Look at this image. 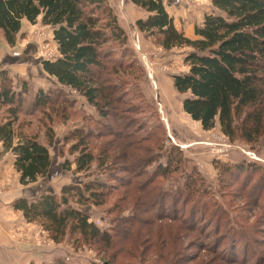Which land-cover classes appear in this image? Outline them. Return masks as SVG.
Segmentation results:
<instances>
[{
  "label": "trees",
  "instance_id": "16d2710c",
  "mask_svg": "<svg viewBox=\"0 0 264 264\" xmlns=\"http://www.w3.org/2000/svg\"><path fill=\"white\" fill-rule=\"evenodd\" d=\"M130 1L149 13L146 18L136 21L141 32L155 37L165 50L189 48L184 57L189 71L173 75L175 89L185 95L183 110L193 120L200 122L204 130L219 126L232 141L240 138L253 147L255 144L264 147V0H211L213 9L205 14L202 24L195 27L196 38L188 37L176 26L164 0ZM24 21L31 24L41 22L53 29L58 55L54 59H43V69L58 81L60 87L75 91L96 109L99 118L87 116L89 119L100 123V119L110 115L115 107L119 111L126 97L119 94L125 80L120 82L118 77L132 72V66L125 67V57L119 60V51L124 54L130 49L129 38L109 0H0V31L10 45L16 44ZM18 88L10 71L0 69V108H5L6 113L0 121V155L7 152L14 154V167L20 175L19 181L22 185H29L50 174L54 160L49 146L56 145L57 137L51 127L46 131V143L38 136L28 134L20 124L21 115L28 111L31 104L44 108L60 104L64 107L63 114L67 111L66 105L74 107L75 104L63 95L62 87L53 89L57 90L58 99L40 90L36 92L32 103L27 101L28 87L25 82ZM137 108L134 105L133 111H137ZM134 119L119 120L118 124L127 127ZM139 126L142 127V124ZM134 132L125 134L118 131V135H115L110 130L74 129L65 136V140L71 142L70 151L75 154L74 160L66 159L64 166L74 174L95 177L84 183H68L62 187L60 194L49 190L33 197L21 196L15 199L14 209L22 212L27 222L40 223L56 243L76 234L79 235L77 239L83 243L112 248L113 242L117 240L115 225L101 229L90 220V212L86 208L92 205L103 206L106 197L115 188L105 179L113 173V164L116 166V163H122L129 155L132 156L131 159L135 161H130L131 164L123 171L132 172V176L138 177L144 171L143 166L166 155L167 164H160L154 170V173L159 172L162 177H166L177 170L175 165L179 166L183 156L177 146L166 149L164 145L156 147L148 155L130 154L128 151H132L131 145H137L144 152L149 151L151 148L145 143L155 131L126 143L124 136L128 138ZM104 136L113 138L103 141ZM91 140L96 142L92 143ZM97 141L99 147L96 146ZM138 166H141L140 169H135ZM223 168L224 173L228 174L246 172L242 180L245 188L252 177L258 174L259 183H253L252 187L263 190L264 183L261 182L264 167L255 163H239L225 165ZM153 179L150 177L144 184H139L135 192L142 193ZM132 180L128 183L129 193L119 198L113 210L123 208L125 204L122 202L129 200L126 195L132 193ZM203 181L199 171L193 168L183 185L175 189L155 187L147 199L144 194L135 198L132 213L135 218L138 219L139 211L149 212L152 207L158 210L155 219L161 224L156 235L163 240L164 245L160 240L157 241L158 247L154 250L156 259H162L166 253L179 254L183 251L173 245L170 247L176 241L172 235L183 233V229L189 231V236L193 237L192 242L202 239L204 235L209 236L205 231L207 223L203 220L212 202L208 199L202 201L201 197L206 193ZM195 193L201 197L192 205L193 214L186 215V204L192 202ZM180 203L185 204V208L180 207ZM230 210L225 209L224 205V208L214 210L211 213L213 218L207 221H213L219 211L220 217L226 220L223 223L219 221L218 229L225 227L221 232L225 236L235 234V226H238L236 222H230ZM195 212L201 213L202 222L194 218ZM127 219L113 218L112 221L125 224ZM176 222L180 223L173 234V226L170 228V225ZM148 223L149 226L155 224L152 219H148ZM151 229L147 228L144 240H149ZM219 244L220 240L216 238L210 247L215 259L246 264L241 258L232 255L231 251L220 249ZM202 245L205 244H199ZM145 246L146 252L149 246ZM163 248L167 249L166 253H163ZM113 255V252L104 250L102 260L115 264ZM168 260V264L180 263ZM258 262L264 264L263 250Z\"/></svg>",
  "mask_w": 264,
  "mask_h": 264
},
{
  "label": "rangeland",
  "instance_id": "374dc122",
  "mask_svg": "<svg viewBox=\"0 0 264 264\" xmlns=\"http://www.w3.org/2000/svg\"><path fill=\"white\" fill-rule=\"evenodd\" d=\"M175 1L178 4H175ZM109 2L118 14L119 21L129 38V51L124 54L119 51L118 54L119 60L125 57L123 63L125 67L132 66V72L118 77L120 82L125 80L124 85L119 89L121 90L119 94L126 97L125 102L120 104L119 111L115 107L110 115L100 119V123L87 117L98 119L99 115L96 109L86 101L81 102L85 100L84 97L71 93L69 88L63 86H61L63 95L67 99L73 100L75 104L74 107L71 104L66 105L65 114H63L64 107L60 104L46 108L31 104L28 111L21 115L20 124L25 132L38 136L45 143L47 128H53L54 135L57 137L56 145L49 146L54 160L53 166L47 177L24 186L17 184L14 170V172H4L0 166V197L9 193L13 195V188L15 189L17 185L20 187L19 193L21 194L23 190L40 185L46 180H50L49 186L54 190H59L57 194H60L62 187L68 183L74 181L84 183L95 177L94 175L85 177L82 173L74 174L72 170H67L64 166L65 160H74L75 155L71 153V142H67L65 136L76 128H83L85 131L91 128L101 132L110 130L115 135H118V131H123L125 134L135 131L128 138L124 136L126 143L129 140L150 135L155 131L145 143L149 149L151 148L149 151L144 152L137 145H131L132 151L128 152L146 155L150 151L149 154L154 152V149L160 145H164L166 149L177 146L182 152V160L179 166L175 165L177 170L166 177H162L159 172L154 173L157 166L167 164L166 155H161L157 161L143 166L144 171L138 177L132 176V172L123 171L128 164H131L130 161H135L131 159L132 156L129 155L127 159L121 161L122 163H116V166L113 164V173L104 177L111 183V187L115 188L106 197L103 206L92 205L86 208L90 212V220L101 229L105 230L115 225L117 240L113 242V246L111 245L112 248L102 244L83 243L77 239L79 235L76 234L68 236L61 243H56L40 223H29L26 219L22 220L21 218L18 219V222L21 225L24 223L23 226L16 223L14 229L7 235L9 244L36 251L43 259L37 263L31 262L35 264H102L104 250L113 252V263L115 264H168V259L177 260L180 262L179 264H237L235 261L215 259L210 247L217 238L220 240V249L231 251L232 255L241 258L246 264H262L258 261L262 250L264 251V184H262L263 190L252 187L253 183H259L257 174L252 177L245 188L242 180L245 179L246 172L241 174V172L235 171L228 174L224 173L223 167L239 163H255L257 166L264 167V147L259 144H255L253 147L240 138L232 141L220 130L219 126L211 130H204L200 122L193 120L183 110L182 102L185 95L180 94L173 83V75L189 71V66L184 61L189 48L163 49L155 37L145 35L136 24L129 26L131 18L126 15L130 13L127 0H109ZM164 2L168 7L169 2L173 3L171 12L182 15V18L189 23L204 19L205 14L213 9L211 0H164ZM184 25L186 26V23ZM52 33L53 29L50 26H44L41 22L31 24L25 21L17 36L16 44L10 45L0 31V69L5 68L10 71L17 88L22 87L25 82L28 87L26 98L30 103L33 102L37 91L42 90L48 95H52L54 99H58V92L53 89H62L58 81L47 74L42 66L43 59H54L58 55ZM134 105L138 106L137 111H133ZM117 113L122 116H118ZM5 114V108H0V121ZM129 118L135 119L127 127L118 124L119 120ZM140 123L142 127L139 126ZM109 138H113V136L102 137L103 141L109 140ZM91 141L92 143L96 142L95 140ZM97 144L96 146L99 147V142ZM139 167L141 166L135 167V169L139 170ZM193 168H196L202 175L203 188L206 193L202 194L203 197L199 193L194 194L192 202L186 204V215L192 213V205L197 201V198L201 197L202 201L211 200V209L204 220L200 219L201 213L195 212L194 214L196 215L195 219L207 223L205 231L209 236L205 237L204 235L202 239L192 242L193 237L189 236V231L183 229V233L172 235L176 241L170 245V247L173 245L176 248H181L183 251L179 254H167V249L163 248L162 251L166 255L162 259H156L154 250L158 247L157 243L160 242L164 245L163 240L157 238L156 235V231L160 227L159 224H161L155 219L158 210L152 207L149 212L141 213L139 211L137 219L132 215L134 212L133 202L140 194L146 195L147 199L155 187L157 189H175L179 185H183ZM150 177L155 180L153 179L154 181L148 184L147 189L142 193L135 192L134 189L140 187ZM131 179H133L130 187L132 193L126 195L129 200L122 202L125 204L123 208L113 210L112 207L119 198L126 192L129 193L127 190ZM263 180L264 177L261 183H264ZM43 193H46V190H42L40 194ZM7 197L10 199L11 196ZM178 205L185 208L183 203ZM224 205L225 209L232 210L229 213L230 222H236L238 225L235 226V234L231 233L229 236L221 234L225 227L218 229L219 221L221 220L223 223L226 220L220 217L219 211L215 214L213 221L207 222L212 217L211 213L221 207L224 208ZM74 206L76 205L74 204ZM113 218H128L130 220H125V224H119L114 223ZM148 219L154 220L155 224L149 226ZM178 223L180 222L170 225V228L173 226V234L179 227ZM0 226L4 227L1 222ZM224 226H226L225 223ZM151 227L149 240H144L147 228ZM199 244L205 245L199 246ZM145 245L150 248L146 252ZM48 254H52L49 261Z\"/></svg>",
  "mask_w": 264,
  "mask_h": 264
},
{
  "label": "crops",
  "instance_id": "0c3cea01",
  "mask_svg": "<svg viewBox=\"0 0 264 264\" xmlns=\"http://www.w3.org/2000/svg\"><path fill=\"white\" fill-rule=\"evenodd\" d=\"M126 3L129 4V6H130V8H129L130 13L126 14L131 18L129 26L130 25L135 26L136 21L138 19L146 18L149 15V13L146 10L135 5L130 0H127ZM169 4L170 5L168 7L165 3L168 12L175 19L176 26L178 28L182 29L188 37L196 38L195 27L197 25L202 24L201 22H203L202 20H204V19L196 21V22L194 21L191 23L186 22L185 19L182 18L183 17L182 15L173 14L171 12V6H173L172 5L173 3L169 2ZM175 4H178V2L175 1ZM174 6H176V5H174ZM193 14H195V13H193ZM184 23H186V26L184 25ZM125 27H126V25H125ZM138 33L139 32L137 31V34ZM52 35H53V33H52ZM53 43H55L54 40H53ZM70 92L75 93L72 91H70ZM79 101H81V100H79ZM81 102H85V100H82ZM1 151H2V144L0 143V152ZM14 161H15V156L11 152L3 153L2 155H0L1 169H4V172L5 171L10 172V171L14 170L15 174H16L15 175L16 180L18 181L17 184H21V183H19L20 182L19 181L20 175L14 167ZM41 183L42 184H40V185L31 186L27 190H23V193H21V194L19 193L20 187H19V185H17L15 189L13 188V191H12L13 195L9 193L6 196L0 197V222L4 226V227L0 226V264H28L31 262L37 263L38 261L43 259V258H41V256H39L37 254L36 251L29 250L28 248H24V247L13 246L12 244H9V242L7 240V235L11 232L12 229H14L13 227L15 226V224L18 223L19 225H21L18 222V219L19 218H21L22 220L25 219L22 212L16 211L14 209L13 203H14L15 199H17L21 196H27V197L36 196V195H39L42 190H46V192H48L49 190H52L54 193L59 192V190H54L52 187L49 186L50 180H48V181L46 180L45 182H41ZM17 187H19V188H17ZM15 194H16V196L14 197ZM8 195L11 196L10 199H8V197H7ZM17 214H19V216H17ZM18 224H17V226H19ZM23 224L21 226H23ZM7 231H9V232H7ZM51 257H52V254H48V256H47L48 261Z\"/></svg>",
  "mask_w": 264,
  "mask_h": 264
},
{
  "label": "water",
  "instance_id": "95a60500",
  "mask_svg": "<svg viewBox=\"0 0 264 264\" xmlns=\"http://www.w3.org/2000/svg\"><path fill=\"white\" fill-rule=\"evenodd\" d=\"M102 264H110L109 262H103Z\"/></svg>",
  "mask_w": 264,
  "mask_h": 264
}]
</instances>
